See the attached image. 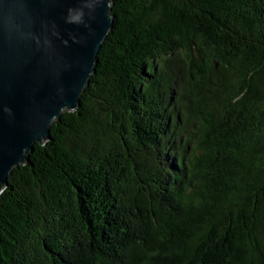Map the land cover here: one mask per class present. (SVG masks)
I'll return each instance as SVG.
<instances>
[{
    "label": "trees",
    "instance_id": "obj_1",
    "mask_svg": "<svg viewBox=\"0 0 264 264\" xmlns=\"http://www.w3.org/2000/svg\"><path fill=\"white\" fill-rule=\"evenodd\" d=\"M76 111L0 193V264H264V0H111Z\"/></svg>",
    "mask_w": 264,
    "mask_h": 264
},
{
    "label": "water",
    "instance_id": "obj_2",
    "mask_svg": "<svg viewBox=\"0 0 264 264\" xmlns=\"http://www.w3.org/2000/svg\"><path fill=\"white\" fill-rule=\"evenodd\" d=\"M111 0H0V193L76 111L113 28Z\"/></svg>",
    "mask_w": 264,
    "mask_h": 264
}]
</instances>
